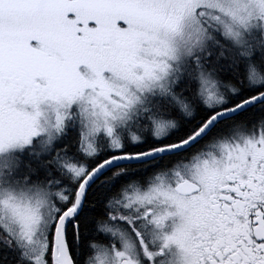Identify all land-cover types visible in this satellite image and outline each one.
Listing matches in <instances>:
<instances>
[{"label": "snow or ice", "instance_id": "obj_1", "mask_svg": "<svg viewBox=\"0 0 264 264\" xmlns=\"http://www.w3.org/2000/svg\"><path fill=\"white\" fill-rule=\"evenodd\" d=\"M0 264H264V0H0Z\"/></svg>", "mask_w": 264, "mask_h": 264}]
</instances>
